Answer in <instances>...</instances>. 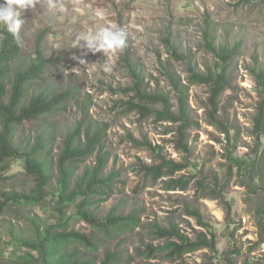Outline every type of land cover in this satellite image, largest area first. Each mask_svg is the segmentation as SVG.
Wrapping results in <instances>:
<instances>
[{"label": "rangeland", "instance_id": "374dc122", "mask_svg": "<svg viewBox=\"0 0 264 264\" xmlns=\"http://www.w3.org/2000/svg\"><path fill=\"white\" fill-rule=\"evenodd\" d=\"M24 20L19 64L28 62L41 33L43 51L57 60L42 79L31 84L27 99L66 90H72L73 95L52 114L15 128L14 144L22 152L41 136L52 180L42 206L12 208L0 217V264H37L26 259L27 253L36 256L20 242L31 236L29 218L37 216L45 224L55 222L52 208L58 196L57 157L64 138L80 125L82 142L86 131L98 132L101 139L91 157L73 165L77 175L95 165L98 150L108 156L104 175L117 174L95 216L103 222L115 210L116 215H135L141 224L113 238L97 235L99 249L88 254L95 264H101L107 253L118 255L117 264H264V230L260 228L264 216V137L257 138L252 132L260 101L252 72L264 71V0H40L35 9L24 12ZM113 24L125 31L147 89L169 95L174 111L176 97L164 66L183 84H187L188 62L200 72L207 68L220 72L222 62L205 48L207 24L215 30L218 47L236 49L229 60L228 89L219 99L217 114L229 128V142L219 129L209 125L205 85L189 86V113L195 123L187 133L189 155L176 146V125L157 124L126 112L130 95L124 90L131 81L119 65L122 51L91 53L83 41L76 45V38L84 32ZM167 36L180 57L171 54L165 44ZM230 154L253 164L252 181L245 183L229 163ZM161 158L186 167L155 181L146 177L143 166L158 165ZM24 166V160L16 157L7 161L5 169L0 167V194L28 193L33 188L34 181ZM178 179L189 180L185 190L171 187V180ZM199 183L222 192L231 206L229 219L219 201L200 192ZM190 208L199 210L206 229L188 213ZM155 222L165 228L173 223L190 239L200 232H211L215 252L203 249L178 260L164 254L148 259L146 248L163 243L150 230ZM69 230L94 233L79 221Z\"/></svg>", "mask_w": 264, "mask_h": 264}, {"label": "trees", "instance_id": "16d2710c", "mask_svg": "<svg viewBox=\"0 0 264 264\" xmlns=\"http://www.w3.org/2000/svg\"><path fill=\"white\" fill-rule=\"evenodd\" d=\"M2 37L0 43V167H4L7 161L19 157L24 160L25 172L34 181L33 188L28 193H1L0 194V217L9 209L21 207H39L46 200V189L52 180L51 168L44 155L46 144L41 136H38L31 148L20 151L14 144L15 128L26 123L34 122L44 116H48L60 109L73 95L72 90L45 95L39 93L29 97V87L35 81L40 80L47 70L57 63L55 58H48L43 51L42 43L44 36L36 37L32 56L24 65L19 64L23 47H18L12 36L0 29ZM204 42L206 50L218 58L223 66L220 72L197 71L188 62L187 84H183L180 78L175 77L170 67L164 66V74L175 94L176 111L171 103L169 95L159 90H148L145 78L133 61L130 43L122 51L119 65L126 70L131 84L124 90L130 95L125 103L127 113H135L142 120L152 119L157 124L176 125V146L185 155L190 154L188 145V131L195 127L189 113V86L205 85L208 87L209 125L221 131L226 142H229L230 131L226 124L217 118L219 99L228 89L227 70L229 60L234 56L236 49L228 50L223 46L218 47L215 42V30L206 25L204 30ZM165 44L171 54L176 58L178 50L171 46L169 36L165 38ZM15 64L18 66L12 68ZM258 87L260 101L256 108V116L253 119L252 132L255 137H264V71L252 72ZM82 126H77L63 140L61 152L56 161L58 196L52 208L55 222L43 223L37 216L28 219L31 236L20 242V245L35 254V258L28 254L26 259L37 264H95L88 254L98 251L101 234L107 238H113L124 232L132 231L141 226L140 220L135 215H116L112 210L105 221H100L95 216V209L108 198V193L117 178L116 173L104 175L108 156L97 151L95 165L86 168L77 175L74 164L91 157L100 144L99 133L90 134L86 131L84 142L80 134ZM228 140V141H227ZM148 147H151L148 145ZM228 161L233 168L241 174L245 183L253 180V164L244 159L228 156ZM184 164L160 159L158 165L143 166L146 177L158 180L164 175H173L185 169ZM172 188L185 190L189 184L188 179L171 180ZM200 192L213 200H217L223 207L226 219L231 216V206L222 192L213 191L210 187L199 183ZM72 212L68 214L69 210ZM261 212L264 214V210ZM196 219L200 227L207 228L202 215L196 208H190L188 212ZM260 228L264 230V216ZM83 222L89 225L94 233L90 235L80 234L69 230L71 224ZM150 230L162 245L146 248L145 257L151 259L158 254H164L171 260H178L185 255L206 249L215 252V236L211 232H200L194 239L180 232L178 227L169 223L168 227H161L156 222L150 225ZM82 250H81V249ZM118 255L107 253L101 264H117Z\"/></svg>", "mask_w": 264, "mask_h": 264}, {"label": "clouds", "instance_id": "9594fccd", "mask_svg": "<svg viewBox=\"0 0 264 264\" xmlns=\"http://www.w3.org/2000/svg\"><path fill=\"white\" fill-rule=\"evenodd\" d=\"M40 0H0V29L10 34L18 47L24 46L21 30L25 24L24 12L35 9ZM83 41L88 52L115 54L127 46V35L118 25L103 26L84 32L76 38V45Z\"/></svg>", "mask_w": 264, "mask_h": 264}]
</instances>
